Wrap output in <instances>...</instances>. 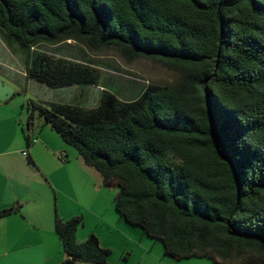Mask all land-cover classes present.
<instances>
[{"label":"trees","instance_id":"trees-1","mask_svg":"<svg viewBox=\"0 0 264 264\" xmlns=\"http://www.w3.org/2000/svg\"><path fill=\"white\" fill-rule=\"evenodd\" d=\"M0 33L27 78L101 87L92 107L30 100L26 129L40 118L75 148L128 224L175 260L264 264V0H0ZM69 42L177 79L122 98L92 64L37 50ZM83 225L57 218L60 264H109L95 234L77 241Z\"/></svg>","mask_w":264,"mask_h":264},{"label":"crops","instance_id":"crops-1","mask_svg":"<svg viewBox=\"0 0 264 264\" xmlns=\"http://www.w3.org/2000/svg\"><path fill=\"white\" fill-rule=\"evenodd\" d=\"M2 36L10 42L7 35ZM0 57L2 65L4 59ZM18 90L0 77V212L20 208V212L0 219V264L62 263L66 254L56 232V220L77 217L82 210L95 217L77 231L79 243L95 234L108 249L104 237L115 230L130 243L136 236L142 241L149 238L142 229L138 235L133 229L138 227L128 224L116 206L117 219L111 217L105 222L102 203L94 195L96 187L98 191L101 186L106 188L103 178L96 184L91 174L95 169L86 166L77 150L47 129L42 119L36 118L26 129L28 114L23 115L26 106L18 99ZM34 139L38 141L32 143ZM102 222L107 231L100 230Z\"/></svg>","mask_w":264,"mask_h":264},{"label":"rangeland","instance_id":"rangeland-1","mask_svg":"<svg viewBox=\"0 0 264 264\" xmlns=\"http://www.w3.org/2000/svg\"><path fill=\"white\" fill-rule=\"evenodd\" d=\"M37 50L56 56L77 58L92 64L102 72L101 86H112L122 98H134L140 89L149 85H171L177 79V76L173 72L152 62L139 60L135 63L127 64L114 53L93 54L72 42L57 47L41 46ZM0 56L4 59V64L0 65V77L6 84L19 89L18 99L23 101L25 106H27L30 100H34L41 102L77 103L86 107H92L100 100L102 89L99 86L52 88L36 80L27 78L26 55L24 51L16 43H8V40L1 33ZM23 112L25 116L26 110ZM47 129L51 128L47 126ZM59 139L61 140V138ZM91 174L96 184L102 181V176L96 170H92ZM117 192V189H108L103 186H101L100 191H98L97 187L95 188L94 195L98 196L100 204L102 203L101 209L106 223L111 217L117 219L114 205V197ZM79 212L81 213L78 216L83 218L84 224L85 221H90L95 217V215L87 210ZM105 222L101 223L100 230L103 228L106 231L108 230ZM133 229L138 231V235L139 233L142 235L140 228ZM119 233L116 230L111 234H107L106 232L107 235L104 237V240L108 242L111 248H108L111 250L109 264H216L207 258L175 260L164 255V246L161 241L152 240L147 237L142 241L140 237L137 238L136 236V239L130 243ZM253 261L251 264H258L256 260ZM229 264H244V261L234 259Z\"/></svg>","mask_w":264,"mask_h":264},{"label":"built area","instance_id":"built-area-1","mask_svg":"<svg viewBox=\"0 0 264 264\" xmlns=\"http://www.w3.org/2000/svg\"><path fill=\"white\" fill-rule=\"evenodd\" d=\"M37 141H38V140L34 139V140L32 141V143H36ZM23 155L26 156V157L28 156L27 152H24Z\"/></svg>","mask_w":264,"mask_h":264}]
</instances>
